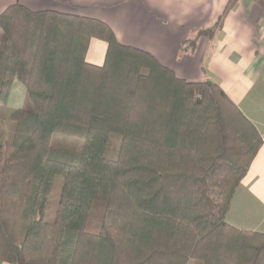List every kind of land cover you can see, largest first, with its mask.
Listing matches in <instances>:
<instances>
[{"label":"trees","instance_id":"trees-1","mask_svg":"<svg viewBox=\"0 0 264 264\" xmlns=\"http://www.w3.org/2000/svg\"><path fill=\"white\" fill-rule=\"evenodd\" d=\"M94 38L101 65L85 58ZM14 82L31 109L0 115L1 262L264 264V232L225 220L263 140L217 84L177 77L102 21L18 2L0 12V109Z\"/></svg>","mask_w":264,"mask_h":264},{"label":"crops","instance_id":"crops-1","mask_svg":"<svg viewBox=\"0 0 264 264\" xmlns=\"http://www.w3.org/2000/svg\"><path fill=\"white\" fill-rule=\"evenodd\" d=\"M16 2L102 21L118 42L152 54L177 77L217 84L263 140L225 220L264 232V0H0V12ZM210 28V35L181 52L188 39ZM106 47L91 39L86 61L103 64Z\"/></svg>","mask_w":264,"mask_h":264},{"label":"rangeland","instance_id":"rangeland-1","mask_svg":"<svg viewBox=\"0 0 264 264\" xmlns=\"http://www.w3.org/2000/svg\"><path fill=\"white\" fill-rule=\"evenodd\" d=\"M14 108L31 109V105L25 97L24 88L19 82H14L8 103L6 104V106H4V108L0 109V115L7 116L9 111H11ZM51 144L56 147L78 149L81 146V140L65 137L61 135H54L51 139ZM57 196H58V186L56 185L55 191L51 199V206L49 208V212L52 211L53 202L56 200ZM190 264H194V262H191Z\"/></svg>","mask_w":264,"mask_h":264},{"label":"built area","instance_id":"built-area-1","mask_svg":"<svg viewBox=\"0 0 264 264\" xmlns=\"http://www.w3.org/2000/svg\"><path fill=\"white\" fill-rule=\"evenodd\" d=\"M0 264H6V263H3V262L0 261Z\"/></svg>","mask_w":264,"mask_h":264}]
</instances>
